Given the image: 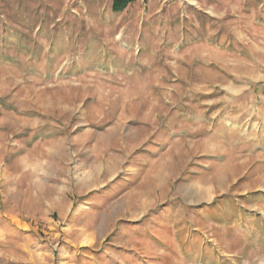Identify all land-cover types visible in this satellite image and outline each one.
Wrapping results in <instances>:
<instances>
[{
  "label": "rangeland",
  "instance_id": "obj_1",
  "mask_svg": "<svg viewBox=\"0 0 264 264\" xmlns=\"http://www.w3.org/2000/svg\"><path fill=\"white\" fill-rule=\"evenodd\" d=\"M0 0V264H264V0Z\"/></svg>",
  "mask_w": 264,
  "mask_h": 264
},
{
  "label": "trees",
  "instance_id": "obj_2",
  "mask_svg": "<svg viewBox=\"0 0 264 264\" xmlns=\"http://www.w3.org/2000/svg\"><path fill=\"white\" fill-rule=\"evenodd\" d=\"M134 0H112L111 9L114 13L122 11L129 3Z\"/></svg>",
  "mask_w": 264,
  "mask_h": 264
}]
</instances>
